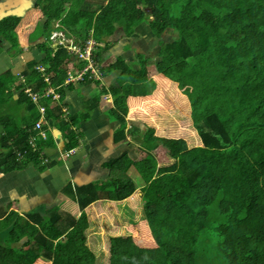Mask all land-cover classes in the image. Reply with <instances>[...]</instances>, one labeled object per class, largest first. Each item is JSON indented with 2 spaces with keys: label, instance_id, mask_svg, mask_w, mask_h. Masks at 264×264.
Masks as SVG:
<instances>
[{
  "label": "trees",
  "instance_id": "16d2710c",
  "mask_svg": "<svg viewBox=\"0 0 264 264\" xmlns=\"http://www.w3.org/2000/svg\"><path fill=\"white\" fill-rule=\"evenodd\" d=\"M114 1L118 5L110 12L108 6ZM93 3L104 4L99 14ZM68 4L69 0H37L44 18L30 39H42L38 46L44 55L29 61L21 73L8 69L0 74L1 146L29 147L30 134L19 129L21 138L12 127V118L21 108L29 113L24 119L29 128L38 118L25 88L38 91L42 87L39 65L50 64L48 70L55 71L51 85L60 92L69 71L87 63L78 65L79 59L66 45H53L60 31H67L76 41H86L89 35L101 39L94 49V63L104 76L86 82L104 84L105 73L118 70L120 75L110 86L114 102L121 95H152L157 86L146 84L151 79L134 83L129 75L143 70V55L140 63L118 60L108 69L102 66L98 57L111 48L108 38L116 32L132 36L131 22H146L158 38L170 31L175 38L161 41L157 70L166 73L172 65L181 70L199 67L208 88L202 96L208 100L205 103L218 104V109L210 110L192 107L190 127L196 128L202 144L189 147L185 139L158 136L148 126L128 127L115 104L108 109L110 117L120 122L115 143L132 136L142 154L137 158L125 150L105 163L111 171L102 188L88 185L71 195L81 209L99 198L121 201L137 190L128 171L134 167L142 174L141 190L147 198L143 218L157 246L140 245L132 235L113 237L109 264H264V0H82L72 14ZM63 125L67 148L77 146L80 133L70 124ZM167 154L173 160L160 164L159 159ZM7 162L0 160V171L3 166L4 172L18 166ZM149 192L160 200L149 198ZM1 208L0 264H34V251L15 253L11 244L27 234L36 238V226L45 218L29 212L22 220L16 211ZM58 222L43 224V260L47 264H98L96 254L83 241L50 247L62 234ZM213 239L217 241L211 244Z\"/></svg>",
  "mask_w": 264,
  "mask_h": 264
},
{
  "label": "rangeland",
  "instance_id": "374dc122",
  "mask_svg": "<svg viewBox=\"0 0 264 264\" xmlns=\"http://www.w3.org/2000/svg\"><path fill=\"white\" fill-rule=\"evenodd\" d=\"M11 4H9V6ZM117 5H118V1H114L112 4L108 6V10L110 12H113ZM18 16L3 15L0 18V25L1 24L8 25V27H6V30L0 29V74H2L8 69H11L13 72H16V74L21 73L24 70L17 68L16 65V63L18 62L17 58L20 52L22 51L21 48H23L22 43L25 44V42H27V40L31 36L37 35L38 33L36 29L35 31H33V33L28 35H25L26 33L17 34V31H15V26L11 24L13 23L14 20L18 19L17 18ZM16 22L18 23L19 20H17ZM136 24L137 23L135 22H131V26L133 27ZM145 26L150 30V27L144 24L132 30L134 32V34L132 33V37L125 36L124 34H121V36L130 37L126 40H130L132 38H139V36H141L142 38H145L144 44L146 45L147 41H149V39L152 38V36L149 33L143 32ZM139 31H141V33H138ZM116 33H113V35H111L110 37L112 38L117 37L118 34ZM154 36L156 35L154 34ZM158 39L162 41L163 36ZM30 40L31 43L36 42L32 38ZM68 40L71 42L73 41L72 38H69ZM100 41L101 39L89 35L85 42V47L83 50H80L79 48L75 47L76 49L74 50L76 56L74 58L75 60H78L80 58L78 61V65L81 64L82 62H87L88 66L86 67V69H88L90 66H95L94 57L96 56V50H94V48L97 46V44ZM35 45L40 51L38 43ZM163 45L164 44H161L160 42L159 50L157 51L155 57L154 58L151 57L153 58L151 60L149 58V62L154 63L153 64L154 66H156V63L162 60L160 51H162ZM192 45L193 48L197 51L196 44L193 43ZM37 48L34 47L30 51L36 50ZM39 54L41 56L37 57L36 59H40L44 55L41 51ZM152 55H154V52ZM11 57L13 59H11ZM109 67L110 65L107 66L106 69H108ZM145 67L146 66H141V68H145ZM49 68H50L49 63H46L44 65L41 64L38 66V69L42 72L44 78L43 85L40 88V90L33 91L31 87L25 88V94L31 98V101L33 103H35L38 111L37 113L38 118L35 119V122L31 123V127L29 128L26 125L27 126L26 131H28V133L30 134V137L28 138L29 147H26L23 150L22 145L19 143H16L14 146L6 145L5 147L1 146L0 143V160L3 159L5 162L9 161L7 163H9L12 166L13 164L18 163L16 164L18 165L16 168H12L9 171H5V172L2 170L4 166L1 167L2 172L0 171V208L2 207L1 209H4L7 206L9 210L16 211L17 214L19 215V218H22V220H26L28 216V213L23 212V208H22L23 196L25 193H29L31 191L30 189L31 185H40V187L43 188L46 187L47 189L49 185V181L47 183V180L49 179L50 176L51 178L53 177L52 173L54 172L60 173V171L56 170L55 168L58 166H65V161L70 160L72 155L78 152L77 146L68 149L66 144L63 147H58L55 145L53 146L51 142H48V137L50 135L48 131L50 130L49 122H55L58 124L67 123L76 126L77 129L81 130L80 126L83 119L84 118L87 119V117L91 115L93 109L95 108V104H91V105L89 104V109L85 112L82 111L81 115L74 114L69 116H66L63 110L62 112H59L58 109L49 110L50 105L53 102H60L63 100L62 97L59 99H55L54 97V94L52 92V85L50 81L52 80V76L54 77L55 71L53 70L51 72L48 70ZM83 71L84 70H82L81 72ZM91 71L97 72V69L94 68ZM115 71L117 72V70ZM179 71L182 70L176 67L174 72V74H178L177 78H175L174 80L176 83H179L182 79L187 77V75H184L183 73H179ZM143 73L147 74L146 72ZM152 76L154 77V74ZM171 76L172 75H167L166 78H168L169 80L171 79ZM150 79H151L150 82L146 84L151 86L156 85L157 86L156 90H157L160 85V82L158 81V79L155 78H150ZM145 80L146 79L139 80L137 83L143 82ZM187 81L190 80H183L182 83H179V87L183 90V92H185L189 96L192 95L194 97L193 98L191 96L193 99H190L191 100L190 103L191 105H193L194 109H196L197 106L206 108L208 110L213 108L218 109V104L215 105L214 101H213L214 104L213 106L211 103L203 104L202 100L199 101L196 100L197 98L207 95L208 88L205 78H199L195 86L189 83L186 84ZM68 87L69 86L67 85L65 88ZM19 91L21 92V90ZM19 91L16 93V96H19L20 94ZM119 97H122V103L120 104L125 107L127 97L125 95L124 96L121 95ZM0 111L2 112V109H0ZM15 113L17 112H14V114ZM165 115L167 119L173 120L172 116L169 113ZM22 120L24 121V119ZM184 121L185 120H182L181 123H183ZM2 128L3 127L0 124V130ZM60 128L64 133L65 141H67V134H68L67 129L64 127V125H61ZM155 132H157V130ZM191 134L192 132L189 133V135ZM197 138L199 139L190 136V139L196 142V143H191L192 146H198L202 144V140L199 134ZM0 142H1V132H0ZM5 155H7L8 157L7 158L3 157ZM164 158H167L168 162H171L173 160L170 154H167ZM86 164L82 163L81 161L79 162V164L75 162L70 168L67 167L64 169L63 174L64 176H66L64 179L61 178L51 179V181L54 182L52 187L55 186L56 193L58 192L61 193L54 195V198L48 204L43 205L41 207H37L35 213H33L34 215L38 214L39 216H43L45 218L42 220V223L40 225L36 226L37 228L36 231L39 234L36 237L37 239L35 237H31L29 234L18 237L11 244V247L13 248V252L23 253L28 250L34 251L35 254L37 255L34 264H45L46 262L43 260V257H41V253L44 250V245H45L41 241L42 237L45 235V229L43 224L46 222L48 223L54 222L55 219L57 221H60L58 223L61 227L62 234H60V236H58L56 239H53L52 245L50 247H54L56 245H61V244H69L72 242L80 243V241H83L84 244L88 245V247L96 254L98 264H109L110 241L113 237L119 235H123V237L132 235L135 241L143 246H147V247L157 246V242L155 241L151 233V230L148 227V224L143 218L144 216L143 203L147 198L145 196L141 197L142 194L139 193V191L142 190L139 189L138 193L135 194L136 197L135 202L130 200H129L130 202L128 200L127 202L124 199L121 200V204L117 205L116 201L115 200L113 201L110 198H99L92 200L85 207V209H81L78 204H74L78 202L73 197V195H71V192L77 193V191L83 190L84 187L88 185H94L96 189H100L104 186V181L110 177V173H109L108 177L105 179L97 180L94 178H90L91 175L90 170L84 171L81 168L84 167ZM49 174L50 176L48 177ZM128 175L133 179L135 183L138 182L139 184L144 183L142 174H140L139 177L136 176L137 179H139L138 181L129 174V171H128ZM135 175H138V173H135ZM11 182L14 185L11 184ZM49 187H51V185H49ZM43 188L39 190L40 195L45 193V189L43 191ZM47 190H49V188ZM134 193L132 195H134ZM147 195L149 198L153 199L156 202L160 200L159 197L153 194L152 192L147 193ZM42 196H45V194H43ZM100 199H109V200H107L104 203L103 201H99ZM102 206L103 209H101ZM53 217L55 219H51ZM33 235H35V230L33 232ZM0 240H2V238H0ZM216 241H217L216 239H213L210 243L213 244V242ZM49 264H52V262L50 261Z\"/></svg>",
  "mask_w": 264,
  "mask_h": 264
},
{
  "label": "crops",
  "instance_id": "0c3cea01",
  "mask_svg": "<svg viewBox=\"0 0 264 264\" xmlns=\"http://www.w3.org/2000/svg\"><path fill=\"white\" fill-rule=\"evenodd\" d=\"M4 1L8 2L9 4L12 3L10 5L12 7L9 6L5 9L6 6H4L3 8H1V12L4 13L3 15H19L17 17V20H19V22L17 23V20H14L11 24L15 26V31H17V34L26 33L25 35H28L33 33V31L36 30L39 21L44 18L41 9L36 7L37 0ZM64 1L67 2V0ZM81 1L82 0H69L68 10L71 14L73 13V10H77ZM106 3L107 1L104 4ZM93 5L98 6L96 13L99 14L103 5H100L99 3H93ZM60 22L61 21H57L56 23L58 24ZM144 24L148 25L146 22H137L134 27L131 26V29L134 30L138 26ZM6 27H8V25L6 24L0 25L1 30H6ZM60 32L64 33L67 36L69 35L67 31L62 30ZM143 32L149 33L152 36V38L147 41L146 45L144 44L145 38H142L141 36H139V38L126 40L130 37H122L121 32H117V37L109 38V40L112 42L111 48H109L104 52L103 55H101V59L100 56L98 57V59L102 66L107 67L110 65L111 67V64L116 63L121 59L128 62L132 61L135 63H140L142 60L141 55H143L144 59L147 60L146 62L148 63H144L143 66L146 67L143 68V70H139L137 72L132 71L129 75H131V79L134 83H137L139 80L144 79H146L145 81L149 80L150 78L158 79V81L160 82L158 89L149 96H126L127 101L126 106L124 107L120 104L122 103V97L116 98V101L114 102V97L110 92V86L120 75V72L118 70L117 72L115 70H112L110 73H105L104 84L95 81H85L71 83L68 88H65V86L60 92H58L60 96H62L63 102H53L50 105L49 110L58 109L59 112H62L63 110L66 116H69L74 114L81 115L82 111L85 112L89 109V104H95L96 107L93 109L91 115L87 117V119H83L80 126L81 130L77 129L76 126L70 124V127L72 129L77 130V132L80 133L79 144L77 145L78 152L72 155L70 160L65 161V166L56 167L55 169L59 170L60 173H52V178L64 179L66 177L63 174L64 169L67 167L70 168L75 162L79 164V162L81 161L84 164L87 163L84 167L81 168L84 171L90 170V178H94L97 180L105 179L108 177L111 171L110 168L105 166V163L110 161L112 158L118 157L127 149H130L131 154L136 155L137 158L141 156L142 152H140L138 149L139 144L134 141V138L132 136H128V141L130 143L128 141L115 143L114 133L117 127L120 125V122L117 119L111 118L109 115L108 109L114 107L115 105L113 104H116V106L125 115L128 122V127H131L132 125L141 126L142 129H145L146 126L151 128L154 127V129L157 130L156 134L158 136L183 138L187 141L189 147H194L191 143L196 142L190 139V136L198 139L192 127H190L192 123L191 110L193 107V105H191L190 103V99H193L194 97L191 95L193 97L192 98L191 96L183 92V90L179 87V83H182L183 80H190L187 81L186 84L189 83L195 86L199 78H205V75L202 73V71L200 74V68L197 66L187 67L184 70L179 71V73H183L184 75H187V77L182 79L179 83H176L174 80L175 78H177L178 74H174L176 68L174 65L168 68V72H166L167 74L158 72L156 66L153 65L154 63L149 62V58L151 60L155 57L157 51L159 50V44L161 41L160 39H158V37L154 36L155 33L151 30V28L149 30V28L145 26ZM138 33H141V31H139ZM174 38L175 34L170 31H166L163 34L162 41L169 42ZM29 40L30 38L27 40V42H25V44L22 43L23 48H21L22 51L17 58V68H20L22 70L26 67V64L29 61L41 56L39 54L40 51L35 44L42 42V39H40L39 41L34 40L36 41L33 42L35 44L31 43V40ZM53 45H57L56 42H53ZM102 45L105 44L102 43ZM34 47H36L37 49L30 51ZM153 52L154 55H152ZM11 59L13 58L11 57ZM143 72H146L147 74ZM153 74L154 77L152 76ZM167 75H172L171 79L168 80V78H166ZM105 89L107 92L104 91ZM97 94H101L99 102L96 98ZM196 100H202L203 104H206L205 102L208 101L204 97L197 98ZM200 108L203 109V107ZM15 112L17 113H13L14 116L12 118V127L14 128V130H16V133L18 135L19 129L23 134L28 133V131H26V123L22 119H26L29 113L24 108H21V110ZM167 113L172 116L173 120L166 118L165 114ZM182 120L185 121L181 123ZM63 124L64 123L58 124L55 122H49L50 130L48 131L50 135L48 137V142H51L53 146L55 145L58 147H63L66 144L64 133L60 128V126ZM2 131L3 128L0 130V132ZM190 132H192L191 135H189ZM19 136L22 138L21 135ZM143 154L146 156V153ZM167 162V158L159 159L160 164H166ZM135 173H138V171L136 172L134 167H132L129 170V174L138 181L139 179H137V177H139L140 174L138 173V175H135ZM49 176L50 174L48 175V177ZM52 178L50 176L47 180V183L49 181V185H51V187H49V185L47 187V189L49 188V190H47L46 187H40V185H31V191L29 193H25L23 196V212H35L37 207L48 204L50 201H52L54 195L61 193H56L55 186L52 187V185L54 184V182L51 181ZM11 184L13 183L11 182ZM143 184L144 183L139 184V182L136 183L137 190L135 191L134 195H131L125 200L135 202V194L138 193L139 189L141 190ZM42 188L43 191L45 189V193H43L45 194V196H42L43 194L40 195L39 190ZM139 193L142 194V197V191H139ZM107 200L109 199H100L99 201H103L105 203ZM116 204H121V201H116ZM101 209H103V206Z\"/></svg>",
  "mask_w": 264,
  "mask_h": 264
},
{
  "label": "bare ground",
  "instance_id": "6f19581e",
  "mask_svg": "<svg viewBox=\"0 0 264 264\" xmlns=\"http://www.w3.org/2000/svg\"><path fill=\"white\" fill-rule=\"evenodd\" d=\"M4 1V0H3ZM72 38L71 36H67L62 32H59L55 38H54V42H56V44H64L67 47H69V49L73 52V55L76 56L75 54V47L79 48L80 50H83L85 47V42L83 40L80 41H76L75 39H73V41H69L68 39ZM59 41V42H58ZM58 42V43H57ZM99 45L101 43H98ZM96 49V47L94 48ZM80 59V58H79ZM95 64V63H94ZM88 66V63L85 64V66L83 68H81L80 70H73V71H69V77L65 83V86H67L68 84L71 83H77V82H85L87 80H94L97 77L103 78V73L99 71V69L97 68V65L95 66H90L88 69H86V67ZM97 69L96 71H91L92 69ZM82 70H84L83 72H81ZM81 72V73H79ZM52 83V81H50ZM52 92L54 94L55 99L60 97V94L58 93V90L52 86Z\"/></svg>",
  "mask_w": 264,
  "mask_h": 264
},
{
  "label": "water",
  "instance_id": "95a60500",
  "mask_svg": "<svg viewBox=\"0 0 264 264\" xmlns=\"http://www.w3.org/2000/svg\"><path fill=\"white\" fill-rule=\"evenodd\" d=\"M4 6H6L5 7V9H6L7 7H9V3L5 2V1H0V18L4 14L3 12H1V8H3Z\"/></svg>",
  "mask_w": 264,
  "mask_h": 264
}]
</instances>
